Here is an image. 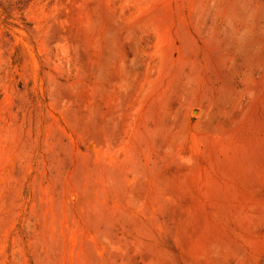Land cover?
Returning a JSON list of instances; mask_svg holds the SVG:
<instances>
[{
  "label": "rangeland",
  "instance_id": "1",
  "mask_svg": "<svg viewBox=\"0 0 264 264\" xmlns=\"http://www.w3.org/2000/svg\"><path fill=\"white\" fill-rule=\"evenodd\" d=\"M0 264H264V0H0Z\"/></svg>",
  "mask_w": 264,
  "mask_h": 264
}]
</instances>
